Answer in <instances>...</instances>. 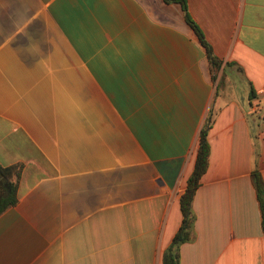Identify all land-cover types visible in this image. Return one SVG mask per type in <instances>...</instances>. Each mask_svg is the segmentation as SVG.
<instances>
[{
    "label": "crops",
    "instance_id": "obj_1",
    "mask_svg": "<svg viewBox=\"0 0 264 264\" xmlns=\"http://www.w3.org/2000/svg\"><path fill=\"white\" fill-rule=\"evenodd\" d=\"M0 0V264H162L208 117L180 264H264V0ZM253 92V97H251Z\"/></svg>",
    "mask_w": 264,
    "mask_h": 264
},
{
    "label": "trees",
    "instance_id": "obj_2",
    "mask_svg": "<svg viewBox=\"0 0 264 264\" xmlns=\"http://www.w3.org/2000/svg\"><path fill=\"white\" fill-rule=\"evenodd\" d=\"M166 3H178L182 7L186 23L196 34L200 44L205 49L210 65L212 80L216 79V72L221 68V61L213 54L212 48L206 42L202 31L196 23L190 18L187 6L184 0H164ZM251 92V97H253ZM210 128V117L206 120L199 134L198 148L194 168L186 181L184 192L180 195L179 206L182 216L180 227L174 235L170 245L165 249L162 255V264H180V246L189 242L194 237L195 214L192 203L200 185V180L208 168L210 146L208 143V131ZM22 167L20 165L1 166L0 165V214L8 208L14 206L17 202L16 190L17 182L20 178ZM253 183L257 192V199L260 205L262 218H264V181L257 171L252 172ZM264 227V221H262Z\"/></svg>",
    "mask_w": 264,
    "mask_h": 264
},
{
    "label": "rangeland",
    "instance_id": "obj_3",
    "mask_svg": "<svg viewBox=\"0 0 264 264\" xmlns=\"http://www.w3.org/2000/svg\"><path fill=\"white\" fill-rule=\"evenodd\" d=\"M220 76V80H223L224 78H227L226 72L225 71H217L216 76Z\"/></svg>",
    "mask_w": 264,
    "mask_h": 264
}]
</instances>
